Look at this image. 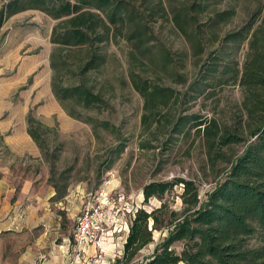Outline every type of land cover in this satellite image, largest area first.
<instances>
[{
    "label": "rangeland",
    "instance_id": "1",
    "mask_svg": "<svg viewBox=\"0 0 264 264\" xmlns=\"http://www.w3.org/2000/svg\"><path fill=\"white\" fill-rule=\"evenodd\" d=\"M7 1L0 0V7ZM120 1L128 13H137L143 20L141 24L148 27L151 40L147 50L137 48L130 38L136 22L127 17L124 24L116 26L98 24L101 42L95 38L92 47L61 46L56 59L61 85L83 84L106 103L88 110L71 107L95 123H109L113 130L99 126L94 133L91 124L67 115L52 93L51 80L56 73L50 67L49 56L55 47L50 35L58 20L38 9H27L9 16L0 28V169L15 177L18 185L28 180L34 190H54L48 201L50 216L59 220L58 234L67 235L71 243L79 212L100 189L111 191L114 199L119 196L120 209L132 207L150 212L163 203L167 210L179 211L182 191L176 187L162 200L144 202L142 188L150 182L190 179L198 187L201 200L215 187L219 175L206 166L201 138L192 132L173 135L171 123L185 114L229 115L240 102L241 89L233 84L232 71L222 76L221 70L235 62L241 68L246 40L229 44L216 73L205 74L203 69L226 34L239 30L259 8L264 11V0ZM199 3L202 6L196 8L195 24L199 37L194 38L203 44L201 54L193 47L195 39L184 36L172 21L177 9L188 11L191 4ZM225 11L232 13L231 17L210 28L209 19ZM188 28L192 33L193 24ZM163 49L172 58L167 66L162 59ZM94 52L101 53L103 61L97 68L83 72L81 66ZM131 75L171 89L175 95L165 105H154L149 130L142 125L147 111L144 99L131 84ZM27 114L44 127L40 130L42 150L26 133ZM21 136L28 139V145L22 143ZM120 147L119 155L111 154ZM55 189L60 194L57 199ZM165 236L164 227L154 231L153 242L135 262L149 257ZM248 244L257 246V241L251 238ZM174 247L181 250L179 243Z\"/></svg>",
    "mask_w": 264,
    "mask_h": 264
},
{
    "label": "trees",
    "instance_id": "2",
    "mask_svg": "<svg viewBox=\"0 0 264 264\" xmlns=\"http://www.w3.org/2000/svg\"><path fill=\"white\" fill-rule=\"evenodd\" d=\"M200 4H191L188 11L177 9L172 16L175 27L193 40L196 35L199 37L195 24L196 8L202 6ZM27 9H38L58 20L51 31L50 41L55 47L49 56L50 67L56 73L51 80V90L58 103L70 117L91 124L94 133L99 126L113 130L109 123H95L91 117L84 118L71 107L77 105L88 110L106 103L101 95L83 84L61 85L56 59L62 52L61 46L92 47L95 38L101 42L98 24L116 26L124 24L127 17L136 22L130 38L137 48L147 50L151 35L148 27L141 24V17L128 13L120 0H8L0 7V28L9 16ZM231 15L226 11L215 13L209 19L210 28L226 22ZM190 23L193 24L192 33L188 32ZM210 34L215 36L214 32ZM198 37L193 47L201 54L203 44ZM244 40L247 50L241 68L235 62L221 70L222 76L232 71L233 84H237L242 93L240 102L229 115L185 114L171 123L173 135L185 136L192 132L201 138L206 166L219 175L215 187L201 200L198 187L190 179L176 177L144 185V202L152 198L162 200L165 194L180 187L181 208L167 210L163 203L150 212L135 211L129 221L122 256L114 264H264V11L261 8L250 14L239 30L226 34L219 41L220 45L203 72L216 73L229 44ZM162 59L166 66L171 64V55L165 49ZM102 61L103 55L94 52L81 70L95 69ZM130 80L134 90L144 99V110L148 114H143L142 125L149 130L150 120L155 116L154 105L157 102L165 105L175 95L171 89L152 85L135 75H131ZM26 123L28 135L42 150L40 130L44 127L30 114L26 116ZM121 152L122 147L112 150L111 154L117 156ZM55 191L57 199L60 194L57 189ZM162 227L166 236L155 244L149 257L135 262L138 254L153 242V232ZM251 238L256 239L257 246H249ZM176 243L181 245L180 251L174 247Z\"/></svg>",
    "mask_w": 264,
    "mask_h": 264
},
{
    "label": "crops",
    "instance_id": "3",
    "mask_svg": "<svg viewBox=\"0 0 264 264\" xmlns=\"http://www.w3.org/2000/svg\"><path fill=\"white\" fill-rule=\"evenodd\" d=\"M22 143L28 145V139L22 137ZM10 175L0 169V264H72L77 257L74 231L71 243L67 235L58 234L59 220L50 216L48 201L54 190H34L28 180L18 185ZM127 234L128 228L109 234L99 259L97 250L87 247L79 264H114L122 256Z\"/></svg>",
    "mask_w": 264,
    "mask_h": 264
},
{
    "label": "built area",
    "instance_id": "4",
    "mask_svg": "<svg viewBox=\"0 0 264 264\" xmlns=\"http://www.w3.org/2000/svg\"><path fill=\"white\" fill-rule=\"evenodd\" d=\"M110 192L100 189L79 212L74 228L77 257L72 264H79L80 255L87 247H94L97 250L96 259L101 258L106 237L121 234L129 227L130 218L136 210L132 207L120 209L117 206L120 197L114 199ZM13 228L20 227L13 224Z\"/></svg>",
    "mask_w": 264,
    "mask_h": 264
}]
</instances>
